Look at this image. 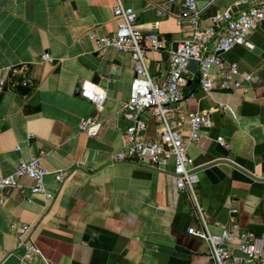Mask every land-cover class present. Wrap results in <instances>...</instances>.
Returning <instances> with one entry per match:
<instances>
[{"label": "crops", "instance_id": "1", "mask_svg": "<svg viewBox=\"0 0 264 264\" xmlns=\"http://www.w3.org/2000/svg\"><path fill=\"white\" fill-rule=\"evenodd\" d=\"M122 2L134 10L144 31L166 40L164 49L146 53L150 74L162 79L172 46L191 36L189 27L176 24L180 0ZM244 2L198 0L201 25L210 26L214 15L227 10L236 14ZM114 4L0 0V74L6 79L0 102V176L39 157L48 172L44 186L53 195L51 200L31 195L28 177L0 192V264H19L22 255L13 224L29 226L26 238L40 253L30 264H168L175 246L189 251L185 264H214L206 243L187 233L199 228V220L190 196L176 188L171 168L159 171L145 162L115 159L121 135L131 124L123 117V105L134 68L128 53H96V38L117 29ZM247 39L252 49L235 46L221 58L237 64V79L249 74L251 80L242 81L236 91L213 89L206 95L197 72L190 70L184 99L169 119L170 127L182 133L188 129V113L210 122L200 139L188 145L187 154L193 160L196 199L213 235L232 224L257 236L264 233V20ZM44 54L52 60L42 62ZM111 67L119 71L116 81L103 76ZM215 71L212 67L210 72ZM95 75L101 77L99 83L93 82ZM25 80L31 84L22 86L27 91L21 93L17 87ZM85 81L106 93L94 138L109 152L89 148V137L78 128L81 119L95 114L94 106L79 96ZM140 119L145 124L142 137L158 139L161 129L151 113ZM57 171L65 175L61 183L54 180Z\"/></svg>", "mask_w": 264, "mask_h": 264}, {"label": "built area", "instance_id": "2", "mask_svg": "<svg viewBox=\"0 0 264 264\" xmlns=\"http://www.w3.org/2000/svg\"><path fill=\"white\" fill-rule=\"evenodd\" d=\"M181 12L176 18L178 26L186 25L191 30L190 38L177 43L171 51L166 75L159 79L150 74L146 65L147 50H162L166 40L155 32L144 31L136 23V13L125 6L122 0H115L112 8L113 17L118 21L116 31L108 36L96 38V53L99 56L108 49L128 53L134 68V78L130 84L129 96L123 105V117L131 124L121 135V151L116 161L145 162L161 171L167 167L176 179V188L187 193L195 207L199 228H189L187 233L201 239L209 249V256L214 264H264V233L260 236L251 231H243L237 225H222L221 232L213 235L207 228V216L201 210L194 192L195 176L190 172L193 160L187 154V147L200 139L201 129L210 127L208 119L199 113H188V129L182 133L169 125L171 114L183 101L184 88L190 75L191 62L196 64L198 85L206 94L213 89L232 92L242 88V81L249 82L251 75H242L236 63L225 64L221 56L235 46L252 49L247 37L249 32L264 20V0H245L248 8L233 14L230 10L214 15L210 26H202L203 9L198 0H180ZM250 5V6H249ZM48 54L41 57L42 62L51 61ZM216 69L211 74V68ZM6 79L0 74V91ZM31 84L25 80L21 86ZM79 96L89 101L95 108V114L80 120L78 128L87 137L94 138L101 123V113L106 100L105 91H100L95 83L85 81L81 84ZM149 111L160 127V136L155 140H146L141 133L145 129L140 115ZM30 138V137H28ZM220 144H224L218 138ZM48 174L39 157L23 161L16 165L13 172L0 176V192L17 186L20 177L33 181L31 195H42L51 200L53 195L44 186V177ZM65 175L61 171L54 173V180L61 183ZM31 202V200H29ZM236 213V210H230ZM15 233L17 248L22 250L19 264H30L38 256L39 250L26 238L27 225H11ZM45 264H50L44 261Z\"/></svg>", "mask_w": 264, "mask_h": 264}, {"label": "water", "instance_id": "3", "mask_svg": "<svg viewBox=\"0 0 264 264\" xmlns=\"http://www.w3.org/2000/svg\"><path fill=\"white\" fill-rule=\"evenodd\" d=\"M238 10L237 11H242V10H245L248 8V4L247 3H241L239 5H237L236 7ZM176 44H174L172 46V51L174 52L176 50ZM114 66H118L119 63L118 62H114L113 63ZM189 70H193V72L196 71V64L194 62H191L188 66ZM118 69L115 68V67H111L109 72L108 73H104V77L109 79V80H118ZM93 82L95 83H99L101 81V77L99 75H95L93 77ZM108 88L111 89L112 88V83L110 82L108 84ZM17 91L21 92V93H25L27 91L26 88L22 87V86H18L17 87ZM4 93H5V90H2L0 91V102L4 96ZM87 146L91 149H94V150H97V151H100V152H109L110 149L107 145L99 142L98 140H96L95 138H88L87 140ZM214 164V163H213ZM212 164H208V165H205L204 167L202 168H205V167H208V166H211ZM189 251H187L186 249H183L181 247H178V246H175L173 248V254L172 256L169 258L168 260V264H185L186 261H188L189 259Z\"/></svg>", "mask_w": 264, "mask_h": 264}]
</instances>
